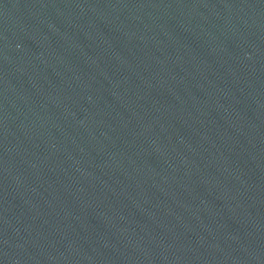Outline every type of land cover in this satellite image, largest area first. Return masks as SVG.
Instances as JSON below:
<instances>
[{
  "label": "water",
  "instance_id": "obj_1",
  "mask_svg": "<svg viewBox=\"0 0 264 264\" xmlns=\"http://www.w3.org/2000/svg\"><path fill=\"white\" fill-rule=\"evenodd\" d=\"M0 264H264V0H0Z\"/></svg>",
  "mask_w": 264,
  "mask_h": 264
}]
</instances>
